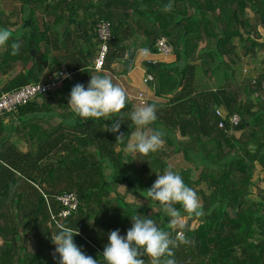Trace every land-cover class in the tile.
<instances>
[{
	"label": "trees",
	"instance_id": "trees-1",
	"mask_svg": "<svg viewBox=\"0 0 264 264\" xmlns=\"http://www.w3.org/2000/svg\"><path fill=\"white\" fill-rule=\"evenodd\" d=\"M169 3L173 7L165 11ZM102 20L111 22L112 37L103 70H97L96 26ZM260 27L264 0H0V28L10 29L21 44L15 56L11 41L0 48V96L42 80L47 72L64 69L70 77L40 95L41 101L0 116V264H58L51 235L60 224L79 231L74 242L102 262L108 234L118 229L126 236L135 215L171 231L170 218L147 196L169 168L197 191L203 211L185 221L188 243L174 249L176 264H264V69L243 78L237 69L246 57L264 54ZM141 36L152 53H159L157 39L166 37L175 60L147 66L153 76L148 83L162 99L147 102L158 117L149 127L166 135L157 152L137 154L136 165L125 150L136 127L130 119L136 105L129 96L120 113L87 121L68 105L73 86L87 88L91 75L117 84L108 71L136 50L128 41ZM260 58L264 62V55ZM200 73L222 82L200 86ZM60 91L67 98L59 101ZM216 109L227 117L239 114V135L227 118L220 126ZM116 120L123 143L117 142L120 133L107 131ZM176 155L185 166L171 165ZM121 183L144 201H128L117 192ZM73 191L78 209L63 217L56 196Z\"/></svg>",
	"mask_w": 264,
	"mask_h": 264
},
{
	"label": "clouds",
	"instance_id": "clouds-1",
	"mask_svg": "<svg viewBox=\"0 0 264 264\" xmlns=\"http://www.w3.org/2000/svg\"><path fill=\"white\" fill-rule=\"evenodd\" d=\"M171 3L165 5V11H171ZM11 41V54L19 53L21 44L18 38L8 28H0V48L9 45ZM148 50L143 49L142 54L147 55ZM65 78H70L65 75ZM129 97L121 86L104 75H91L87 88L84 84L77 83L70 92L69 108L78 117L89 119L107 118L118 114L128 103ZM135 130L127 137L126 151L133 154L148 155L160 150L165 144L166 133L162 129L149 127L154 124L157 109L153 104L135 107L130 117ZM107 131L120 133V120H116ZM123 133L117 135V142L125 141ZM147 196L159 202L162 211L169 218L166 231L157 226V223L147 217L135 215L131 217L132 227L127 230L126 236L120 230H112L108 234V244L102 254L106 264H146L145 256L149 258L148 264H176L174 249L181 244L188 243L184 229L185 216L200 217L203 215L201 198L197 191L185 184L183 177L171 168L166 169L147 190ZM179 204L183 209L176 207ZM59 231L51 235V240L56 245L53 257L59 254L58 264H103L102 261L85 254L74 242V237L79 235L76 231L65 225H58ZM172 231L176 234L173 237Z\"/></svg>",
	"mask_w": 264,
	"mask_h": 264
},
{
	"label": "built area",
	"instance_id": "built-area-1",
	"mask_svg": "<svg viewBox=\"0 0 264 264\" xmlns=\"http://www.w3.org/2000/svg\"><path fill=\"white\" fill-rule=\"evenodd\" d=\"M97 38L99 40L98 55L94 61V67L97 70H103L104 61L109 50L108 43L112 37V24L108 20L100 21L96 26ZM157 49L160 53L168 55L173 53V46L169 43L166 37H161L156 41ZM65 75H69L64 69H59L50 72L42 80L37 82L27 83L15 90L3 92L0 96V116L8 112H15L20 106L28 104L30 101L37 99L40 95L47 93L57 87L65 79ZM153 79L151 74H147L145 81L148 82ZM139 100L142 104L146 103L141 95ZM216 114L221 117L220 126L225 125V119L231 126V131L234 133L235 127L240 125L241 117L234 113L227 117L223 109H216ZM64 208L60 212L63 217L69 216L72 212L78 209L79 199L76 192H67L56 196Z\"/></svg>",
	"mask_w": 264,
	"mask_h": 264
},
{
	"label": "crops",
	"instance_id": "crops-1",
	"mask_svg": "<svg viewBox=\"0 0 264 264\" xmlns=\"http://www.w3.org/2000/svg\"><path fill=\"white\" fill-rule=\"evenodd\" d=\"M128 43H131L136 48V50L135 49L131 50L135 52V56L130 66L127 67L125 63V60L127 58L126 56L124 59H121L112 65V70L108 71L109 74L113 77V79L119 86L125 89L127 95L130 97V99L134 101L136 107L140 106L139 103L141 105L147 104L149 100H162L161 98L155 96L154 89L148 83L149 81L148 82L145 81V77L148 74L147 66L149 64L147 63L156 64V63H161V62H168V63L172 62L175 60L174 52L171 54L165 55L160 52L152 53L148 50L147 55H144L142 54V50L146 48L142 46V43H143L142 36L141 38H131V40L128 41ZM125 68L130 69V71L125 73L124 72ZM49 73L50 72H47L46 75H48ZM141 95L146 101V103L144 104H142V102L139 100V97ZM62 98H67L66 94H64L63 91L57 92L56 99L60 101L62 100ZM37 100L41 101L40 98H37ZM5 122L8 123L9 118H7ZM6 129H9V126H6Z\"/></svg>",
	"mask_w": 264,
	"mask_h": 264
},
{
	"label": "rangeland",
	"instance_id": "rangeland-1",
	"mask_svg": "<svg viewBox=\"0 0 264 264\" xmlns=\"http://www.w3.org/2000/svg\"><path fill=\"white\" fill-rule=\"evenodd\" d=\"M259 31L262 35L260 40H264V28L260 27ZM259 57L256 58L255 60L249 57H246L243 61V63H241L237 69H238V77L239 78H243V77H248V76H258V74L263 71L264 69V62H262V59L260 57H262L264 54L261 52L259 53ZM145 67V66H144ZM222 81L220 79H216L215 81H211L208 80V77L204 76L203 74H199L198 77V83L200 86H204V85H208V86H212V87H217ZM139 105L141 106V104L139 103ZM138 107V106H137ZM236 135L240 134V131H236L234 132ZM134 156V162L136 165L139 164V159L137 158V154H133ZM169 162L171 163V165H173L176 168H180L181 166H185L186 163L184 162L183 156L182 155H176L172 158L169 159ZM260 168V167H259ZM258 173V172H257ZM256 173V174H257ZM197 173L194 174V178H196ZM260 186L264 187V182L260 183ZM112 195H115L116 193L114 192L115 190H113V188H110ZM117 192L126 195V199L128 201H136V202H140L142 203L144 201V199H137L135 197V195L128 193L127 192V184L126 183H121L118 186ZM185 216V221H187L188 216ZM196 226L197 222H193L192 226ZM0 244H1V240H0ZM56 248V245H55ZM30 249L31 250H35L36 249V240L34 238H31L30 240Z\"/></svg>",
	"mask_w": 264,
	"mask_h": 264
},
{
	"label": "water",
	"instance_id": "water-1",
	"mask_svg": "<svg viewBox=\"0 0 264 264\" xmlns=\"http://www.w3.org/2000/svg\"><path fill=\"white\" fill-rule=\"evenodd\" d=\"M32 54L33 55L35 54V50L34 49H32ZM134 56H135V52L130 51L128 53L127 58L125 60V63L127 65V67L130 66L131 62L133 61ZM147 64H149L150 66H154V65H157L158 67L160 66V63H156V64H154V63H147ZM234 129L236 131H238V130L241 131L242 130V126L239 125V126L235 127ZM228 212L230 213L231 217H233V218H236L238 216L237 212H234L231 207H228Z\"/></svg>",
	"mask_w": 264,
	"mask_h": 264
}]
</instances>
